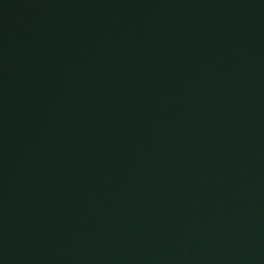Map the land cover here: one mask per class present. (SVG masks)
I'll return each instance as SVG.
<instances>
[{
    "label": "water",
    "instance_id": "obj_1",
    "mask_svg": "<svg viewBox=\"0 0 264 264\" xmlns=\"http://www.w3.org/2000/svg\"><path fill=\"white\" fill-rule=\"evenodd\" d=\"M0 264H264V0H0Z\"/></svg>",
    "mask_w": 264,
    "mask_h": 264
}]
</instances>
